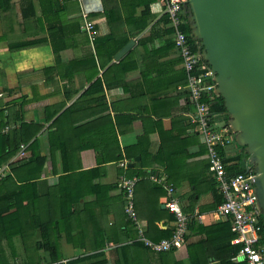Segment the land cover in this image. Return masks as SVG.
Instances as JSON below:
<instances>
[{"label": "crops", "instance_id": "obj_1", "mask_svg": "<svg viewBox=\"0 0 264 264\" xmlns=\"http://www.w3.org/2000/svg\"><path fill=\"white\" fill-rule=\"evenodd\" d=\"M167 18L162 0H0V134L24 146L3 162L13 179H0V206L15 216L0 228L13 235L0 241L1 264L98 251L100 264H220L229 220L215 214L220 192ZM123 175L140 177L134 207L152 240L174 228L152 176L174 184L189 217L181 247L156 253L138 240Z\"/></svg>", "mask_w": 264, "mask_h": 264}, {"label": "built area", "instance_id": "obj_2", "mask_svg": "<svg viewBox=\"0 0 264 264\" xmlns=\"http://www.w3.org/2000/svg\"><path fill=\"white\" fill-rule=\"evenodd\" d=\"M187 0H162L169 25L172 28L175 46L182 57L186 74L185 88L188 91L193 106L192 122L201 133L207 150L209 169L217 183L222 196V203L218 205L215 214L228 219L236 236L232 244L239 247L231 260L245 261L247 264H264V243H261L262 213L257 204L255 192L256 172L248 165L247 169L235 174L228 171L226 150L236 145L234 134L227 121L219 119L211 111V101L214 99L216 82L214 73L209 65H205L201 52L195 50L189 39V34L183 29L186 20ZM81 28L94 39L97 30L94 21L84 15ZM204 61V60H203ZM24 147L23 145L21 146ZM128 161L122 159L120 164L127 168ZM9 164L0 165V179L9 174ZM152 178L162 182L167 190V209L174 215V228L170 237L152 240L145 236L134 207V190L140 177L138 175L120 177L118 186L125 193L124 211L130 221L136 226L138 240L149 250L162 253L179 248L183 245L189 226V217L182 209L175 196V186L164 178Z\"/></svg>", "mask_w": 264, "mask_h": 264}, {"label": "water", "instance_id": "obj_3", "mask_svg": "<svg viewBox=\"0 0 264 264\" xmlns=\"http://www.w3.org/2000/svg\"><path fill=\"white\" fill-rule=\"evenodd\" d=\"M186 13L235 142L256 172L264 217V0H187Z\"/></svg>", "mask_w": 264, "mask_h": 264}, {"label": "trees", "instance_id": "obj_4", "mask_svg": "<svg viewBox=\"0 0 264 264\" xmlns=\"http://www.w3.org/2000/svg\"><path fill=\"white\" fill-rule=\"evenodd\" d=\"M184 19L186 20V22L184 24L183 29L189 34V39L192 43L193 48L195 50L201 49L200 45L197 43V41L194 39V37L191 34V29H190L189 24L187 22V13L184 15ZM167 21H168V18H167ZM168 23H169V21H168ZM202 62L206 66L208 65L207 62H205L203 60H202ZM185 80H186V74H185ZM187 94H188V91H187ZM211 111H212V113L217 114L219 119L222 118L225 121L228 120V116L226 115V107L224 104V99L222 97L214 96V99H212V101H211ZM21 143H22V139L16 140L11 136L10 133L0 134V165L3 164V162L8 161V159L14 155L16 149H18L21 146L20 145ZM236 149H239V150L236 152V154L233 155V157H226V159H225V161L228 163V171L231 174H235L237 172L244 171L247 169V167L249 165V163L247 161L248 155L244 153V151L241 147L238 148L236 146ZM14 164H17V163H14V162L11 163L12 166ZM3 179L8 181V180L13 179V178L4 177ZM214 192H215L216 196L218 197L217 203H216V207H218V205L222 203L223 199H222V196L220 193L217 194V191H214ZM9 210H11V207H9V206L8 207L7 206H4V207L0 206V228L5 226L4 217H5V214L7 212H11ZM11 214H12V216H15V214H13V212H11ZM228 223H227V225H225V227H227V230H226L227 233L224 236L220 237L217 241L220 245V248H221V252L217 255V259L219 260L220 264H247L244 261H240V262L236 263V262L231 260V257L235 253H237L239 247L237 245H234L231 243L232 239L236 236V233L234 231H232V228L230 225L231 223L229 221H228ZM261 225H262L261 243H264V217H263V215L261 218ZM171 233H172V231L169 234H167V236H163V238L164 237L165 238L170 237ZM12 238H13V235H9V234L1 235L0 234V241L3 239H7L10 242H12ZM160 239H162V237L159 238L158 240H160ZM103 245H104V242L99 243L97 246L102 248ZM125 245L126 244L121 245L119 248L125 249L126 248ZM44 246L47 248L48 245H44ZM84 247H86V246L84 245ZM85 249H86V251H89L90 248L88 246ZM117 250H118V248L116 249V251ZM104 256H105L104 251H98L95 253H90V254H86V255H82V256H78L76 258H73V259L68 261V264H100V262H97L96 259H100ZM60 261H61L60 256L53 254L50 264H63ZM119 264H121V263H119ZM192 264H193V262H192Z\"/></svg>", "mask_w": 264, "mask_h": 264}, {"label": "bare ground", "instance_id": "obj_5", "mask_svg": "<svg viewBox=\"0 0 264 264\" xmlns=\"http://www.w3.org/2000/svg\"><path fill=\"white\" fill-rule=\"evenodd\" d=\"M239 148V147H238Z\"/></svg>", "mask_w": 264, "mask_h": 264}]
</instances>
